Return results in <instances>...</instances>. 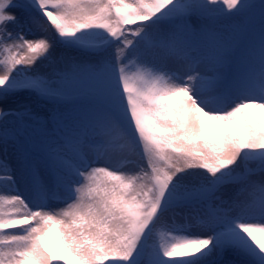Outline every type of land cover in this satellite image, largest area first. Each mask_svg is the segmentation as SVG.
Listing matches in <instances>:
<instances>
[{
  "label": "snow or ice",
  "instance_id": "6c2138e0",
  "mask_svg": "<svg viewBox=\"0 0 264 264\" xmlns=\"http://www.w3.org/2000/svg\"><path fill=\"white\" fill-rule=\"evenodd\" d=\"M0 264H264V0H0Z\"/></svg>",
  "mask_w": 264,
  "mask_h": 264
}]
</instances>
